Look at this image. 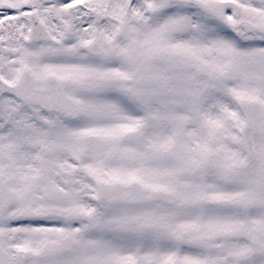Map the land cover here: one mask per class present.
Returning a JSON list of instances; mask_svg holds the SVG:
<instances>
[{
	"label": "snow or ice",
	"instance_id": "obj_1",
	"mask_svg": "<svg viewBox=\"0 0 264 264\" xmlns=\"http://www.w3.org/2000/svg\"><path fill=\"white\" fill-rule=\"evenodd\" d=\"M0 264H264V0H0Z\"/></svg>",
	"mask_w": 264,
	"mask_h": 264
}]
</instances>
